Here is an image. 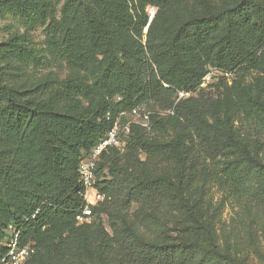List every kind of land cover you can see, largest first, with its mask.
<instances>
[{
  "label": "trees",
  "instance_id": "16d2710c",
  "mask_svg": "<svg viewBox=\"0 0 264 264\" xmlns=\"http://www.w3.org/2000/svg\"><path fill=\"white\" fill-rule=\"evenodd\" d=\"M92 1L95 7L67 0L66 18L50 28L60 58L90 74V82L68 80L47 100L16 91L5 73L16 59H32L33 53L26 33H11L0 43V146L15 147L11 160L0 161V257L12 226L22 232L24 244L36 248L25 264H214L204 189L178 198L168 180L146 173L140 154L179 164L180 193H189L185 173L201 158H222L212 176L218 186L237 204L252 190L264 203V165L249 152L254 146L233 142L214 120L219 102L199 91L211 68L224 73L212 88L225 87L241 70L264 73V0H217V6L211 0ZM193 5L195 14L182 25L174 30L161 25L171 12ZM148 7L156 9L151 22ZM48 9L46 0H0V19L10 17L27 30ZM230 90L234 108L264 137L261 92L238 80ZM179 91L197 96L180 102L174 115L160 116L159 110L174 106ZM134 109L154 112L150 130L132 128L127 165L119 163L120 148L101 155L95 187L106 198L92 208L93 222L79 225L84 206L79 166L121 114L126 121ZM155 132L177 138L150 136ZM168 198L179 215L178 238L145 242L126 226L134 205L151 206V212L137 215L151 223ZM216 262L227 264L220 255Z\"/></svg>",
  "mask_w": 264,
  "mask_h": 264
},
{
  "label": "rangeland",
  "instance_id": "374dc122",
  "mask_svg": "<svg viewBox=\"0 0 264 264\" xmlns=\"http://www.w3.org/2000/svg\"><path fill=\"white\" fill-rule=\"evenodd\" d=\"M66 1L46 0L49 6L48 13L35 21L32 27L27 30L10 17L0 19V43L7 39L11 33H26L28 48L33 53L32 59L18 58L12 62L11 69L5 73L4 77L10 88L19 92H26L38 100H47L51 92L61 88L62 84L68 80L83 79L90 82V74L60 58L54 39L50 35V28L66 18L69 10ZM84 1L88 5L92 4V7L96 6V1ZM108 1L111 2V0ZM209 2L213 6L218 5L217 0ZM194 6H189L184 11L171 12L163 18L161 25L164 29L174 30L195 14ZM148 12L152 15L151 7H148ZM55 40H57L56 37ZM217 76H221V74ZM236 80L245 85L256 86L257 91L263 95L264 101V73L252 69L239 71L227 82L225 87L221 85L212 88L210 85H204L199 91L204 92V95L211 102H219L217 118L214 120L221 121L225 134L233 142L247 145V148L254 146V149L249 150V152L255 160L264 165L263 134H260L256 127L250 126L245 121L244 115L234 108V94L230 88ZM152 107L158 108L154 105ZM57 108H62V104H57ZM159 112L165 113L163 110H159ZM150 136L163 140L177 138V134L172 132H155L151 133ZM14 151V146H0V161L8 162L11 160ZM140 159L146 163L145 171L148 175L161 177L172 184V194H176L178 198L183 196L187 200L189 197H193L192 193L197 188L204 189L203 197L207 204V226L213 233L214 245L217 250L216 255H214V264H218L216 262L218 255L227 260V264H264V203L257 199L254 190H252L240 204H237L228 190L218 186L212 176L213 173L217 172L219 162L226 160L219 158L214 162L201 158L199 164L192 166L191 172L185 173L188 176L186 180L190 181L192 188L189 186V193L188 191L180 193L178 191V186H180L178 180V176H180L179 164L164 158L147 157L143 153L140 154ZM128 160L129 151L126 143L119 150V163L121 166H125ZM202 172L204 176L201 178L199 174ZM172 199L174 201V196ZM171 205V198H168L164 207L154 214L156 221L151 223L143 222L137 218L141 212H151V206L149 204L134 205L125 218V224L138 238L145 242L162 243L175 240L179 234L174 222L179 220V215L172 209ZM102 218L109 230L107 219ZM91 222H93L92 219L87 223ZM121 228H123L122 225Z\"/></svg>",
  "mask_w": 264,
  "mask_h": 264
},
{
  "label": "built area",
  "instance_id": "2783aa9c",
  "mask_svg": "<svg viewBox=\"0 0 264 264\" xmlns=\"http://www.w3.org/2000/svg\"><path fill=\"white\" fill-rule=\"evenodd\" d=\"M151 9L150 22L156 14V9L152 7ZM219 74L224 75L219 69L211 68L202 78L201 86L212 84L215 77ZM226 76H229V74ZM196 96V93L193 92L179 91L174 106L170 110L165 111V113L159 112L158 114L160 116L174 115L175 108L180 102ZM153 114L154 112L151 111L134 109L129 119L123 121L122 119L126 116V113H122L120 119L114 122L106 136L97 144L90 155L82 161L79 166V175L83 186L81 198L84 206L82 207L81 215L77 218L78 224L87 223L93 216L92 208L105 201V195L100 193L95 187L96 169L101 155L109 148H122L125 146L134 126H139L149 131ZM4 246L7 251L4 256L0 257V264H25L36 253V248L33 245L24 244L22 232L12 226L9 227V236L5 240Z\"/></svg>",
  "mask_w": 264,
  "mask_h": 264
}]
</instances>
